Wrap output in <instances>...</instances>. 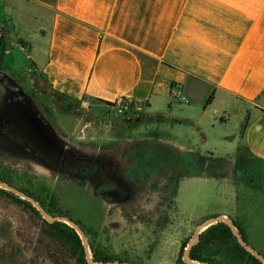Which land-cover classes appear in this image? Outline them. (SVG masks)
<instances>
[{"label": "crops", "instance_id": "crops-1", "mask_svg": "<svg viewBox=\"0 0 264 264\" xmlns=\"http://www.w3.org/2000/svg\"><path fill=\"white\" fill-rule=\"evenodd\" d=\"M0 27L6 47L27 46L23 82L7 73L4 53L2 91L16 85L33 102L54 92L100 112L123 97L136 119L130 130L176 128L161 142L219 165L191 173L220 187L225 210L209 217L227 215L264 255L251 216L264 214V0H0ZM185 127L203 142L183 140ZM33 154L48 174L51 163Z\"/></svg>", "mask_w": 264, "mask_h": 264}, {"label": "rangeland", "instance_id": "rangeland-1", "mask_svg": "<svg viewBox=\"0 0 264 264\" xmlns=\"http://www.w3.org/2000/svg\"><path fill=\"white\" fill-rule=\"evenodd\" d=\"M25 60L23 52L16 48L11 50L6 57L10 77L25 80ZM3 80L5 76L0 67V84ZM9 90L3 91L0 108ZM39 95L36 102H29L40 121L48 124L60 140L56 150L58 158L48 160L51 163L48 174L38 170L33 154L35 148L27 145L32 141L37 144L35 132L31 129L30 138L23 135L24 138L19 131L8 129L11 124H7L8 119L3 116V121L0 119V177L40 195L47 207L57 211L54 215L69 217L83 226L84 231L90 230L91 241L100 242L109 252L135 264H175L179 255L182 258L197 226L209 215L225 210L217 180L191 174L183 177L177 207L176 179L188 172L182 167L165 165L162 172L150 173L142 181L136 177L130 179V169L126 168L136 165L130 147L140 142L162 144L163 137L176 134V128L164 129L162 137L157 124L148 127V135L144 130L139 134L129 128L136 119H132L130 113H118L113 104L104 103L100 112L73 102L68 105V100L54 92ZM174 99V103L185 105ZM138 119L144 122L143 118ZM21 124L24 128L25 123ZM196 133L194 139L189 137L191 133L186 132L185 127L181 137L200 144L202 135ZM208 140L211 141V137ZM199 150L206 154L200 145L196 151ZM190 154L186 156L197 155ZM142 155L148 157L145 152ZM225 155V151H213L214 157ZM217 166L214 164L211 168ZM251 216L255 230L264 235V214L257 219ZM42 227L38 217L0 192V264H54L48 256L51 253L57 254L53 258L56 257L58 264H75L73 258L63 256L62 250L48 238L44 244L50 245L51 252L40 245Z\"/></svg>", "mask_w": 264, "mask_h": 264}, {"label": "trees", "instance_id": "trees-1", "mask_svg": "<svg viewBox=\"0 0 264 264\" xmlns=\"http://www.w3.org/2000/svg\"><path fill=\"white\" fill-rule=\"evenodd\" d=\"M3 49L4 44L2 41L0 45V67L4 60ZM2 94L3 91L0 88V100ZM3 98L5 104L0 108V119L3 121L4 116V118L8 119L7 124H11V128H8V125L6 127L8 129H12L13 131H19L22 133V136L24 135L28 139L30 138L29 131H32L31 129H35L38 142L36 144L32 141L33 146H35L34 151L39 153L42 157L46 158L50 162L57 159L58 154L56 153V150L61 144L60 140L54 135L48 124L40 121L37 111L34 109L31 103L26 100V98H24V96L20 94L19 90H17L15 87L10 88ZM209 100L210 98H208L207 102H209ZM21 123H25L24 128L22 127L23 124ZM51 151L54 153H50ZM129 152L131 153L133 159H135L136 163L135 166H129L126 168L130 169V179H134L136 177L141 181L144 180L150 173L162 172L165 165H169L172 168H181L183 165H192L195 162H202L205 159V156L199 154L196 155L197 157L186 156L187 153H182L176 148L164 143L153 144L148 142H140L132 145ZM144 152L146 155H148V157H144V155H142ZM202 172H204V170L196 169L195 171H189L187 173ZM179 180L180 178L176 179V188ZM0 181L14 186L26 195L30 196L42 207H44L47 212L52 214L57 213V211L53 210L51 207L46 206L45 200L42 199L40 195L34 193L28 188L19 186L13 181L3 177H0ZM41 185L43 188H47L44 183H41ZM44 191L48 193V189ZM0 192L6 194L9 199L15 200L17 203L21 204L26 210L32 213V215L38 217L42 221L43 227L39 233V235H41V237H39L40 245L44 246L47 248V250H49V252H51L50 245L48 243H46V245L44 244L46 242L45 238H48L62 250L63 256L68 255L70 258H73L75 264H87L80 238L71 226L62 221L48 223L42 218L39 211L29 201L21 199L16 194L2 188H0ZM232 221L244 238V234L240 226L234 220ZM81 227L83 228V226ZM84 232L88 237V243L93 261H120L135 264V262L126 257H119L117 254L109 252L108 249L101 245L100 242H94V239L91 241L89 239L90 230ZM47 254H49L48 251ZM188 255L194 261H206L210 264H263L237 242L230 228L222 221H217L216 223L209 225L203 232H201L198 242L190 248ZM48 256L51 262L58 264L56 257L53 258V256H57L56 253H51V255ZM175 264L187 263L184 262L179 255L175 261Z\"/></svg>", "mask_w": 264, "mask_h": 264}, {"label": "water", "instance_id": "water-1", "mask_svg": "<svg viewBox=\"0 0 264 264\" xmlns=\"http://www.w3.org/2000/svg\"><path fill=\"white\" fill-rule=\"evenodd\" d=\"M0 187L4 188L6 190H9L10 192L20 196L21 198L29 201L41 214V216L48 222L53 223L55 221H62L64 223H66L67 225L71 226L75 232L78 234L83 250H84V256H85V260L87 262V264H132V263H128V262H120V261H112V262H97V261H93V258L91 256V251H90V247H89V243H88V239L86 237V234L84 232V230L82 229V227L80 225H78V223H76L73 219L69 218V217H65V216H61V215H54V214H50L48 213L44 207H42L37 201H35L33 198H31L30 196L26 195L25 193H23L22 191H20L19 189H17L16 187L9 185L5 182L0 181ZM217 221H222L225 224H227V226L230 228L232 234L234 235V237L236 238L237 242L246 250L248 251L251 255H253L255 258H257L261 263L264 264V255H262L259 251H257L256 249H254L250 244L247 243V241L245 240V238L242 237V235L240 234L238 228L236 227V225L234 224V222L232 221L231 218H229L227 215L221 214L215 217H209L207 219H205L202 223H200L197 228L196 231L194 233V235L189 239V241L187 242L186 247L184 248V252H183V256L182 259L184 262H186L187 264H210L209 262L206 261H194L189 257V250L190 248L196 244L199 240V235L201 233V229L202 228H207L209 225L216 223Z\"/></svg>", "mask_w": 264, "mask_h": 264}, {"label": "built area", "instance_id": "built-area-1", "mask_svg": "<svg viewBox=\"0 0 264 264\" xmlns=\"http://www.w3.org/2000/svg\"><path fill=\"white\" fill-rule=\"evenodd\" d=\"M3 31H2V28L0 27V45H1V42L3 41V44H4V40H3ZM12 46H14L16 49L20 50V51H26L27 50V46L20 42V41H14V43L12 44ZM11 50V45L10 46H5L4 45V53ZM171 93L172 95L177 98L180 102H183V103H186L187 102V99L185 97V95H183L182 93V90L179 86H173L171 88ZM114 105V108L115 110L118 112V113H131L132 111V107L130 105V101L127 99V98H119L116 100V102L113 103Z\"/></svg>", "mask_w": 264, "mask_h": 264}, {"label": "flooded vegetation", "instance_id": "flooded-vegetation-1", "mask_svg": "<svg viewBox=\"0 0 264 264\" xmlns=\"http://www.w3.org/2000/svg\"><path fill=\"white\" fill-rule=\"evenodd\" d=\"M28 118V117H27ZM33 130V129H32ZM35 132V129L33 130V133ZM37 132V131H36ZM37 133H39V132H37ZM31 136V135H30ZM30 144V143H29ZM27 144L29 147H31V148H35V146H31V145H33V144ZM34 150V149H33ZM215 163H213V162H209L207 159H204L202 162H195V163H193L192 165L191 164H187V165H183L182 166V170H188V172L189 171H195L196 169H202V170H206V171H212V172H215L216 171V169H212L211 168V166L212 165H214ZM195 167H197L196 169H195ZM181 169V168H180ZM186 174H191V173H187L186 172ZM186 174H183L182 176H185Z\"/></svg>", "mask_w": 264, "mask_h": 264}]
</instances>
